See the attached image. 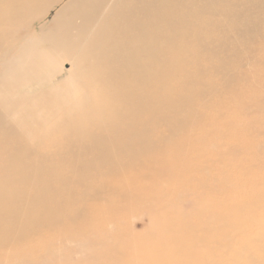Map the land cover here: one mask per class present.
<instances>
[{"label": "bare ground", "instance_id": "obj_1", "mask_svg": "<svg viewBox=\"0 0 264 264\" xmlns=\"http://www.w3.org/2000/svg\"><path fill=\"white\" fill-rule=\"evenodd\" d=\"M261 34L264 0H0V264H217L134 242L178 239L186 212L169 200L197 207L229 185L220 175L235 160H222L235 141L218 150L200 132L217 124L201 101L237 80L217 49ZM112 195L140 199L150 232L124 236L101 218ZM199 208L204 239L243 227Z\"/></svg>", "mask_w": 264, "mask_h": 264}, {"label": "rangeland", "instance_id": "obj_2", "mask_svg": "<svg viewBox=\"0 0 264 264\" xmlns=\"http://www.w3.org/2000/svg\"><path fill=\"white\" fill-rule=\"evenodd\" d=\"M235 24L239 25L237 21ZM261 36L263 34L255 38V43L249 47L240 46V48H236L235 45L234 49L233 44L230 45L232 42H228V47L222 46L217 49L215 60L225 65L230 74H235L237 80L233 87L228 88V91L223 88L222 82L219 81L215 87L217 91L215 96H207L201 101L209 108L202 115L215 119L217 124L210 129L211 131L207 128L205 130L203 125L197 126L199 129H204L200 132H204V136L208 137L207 139L216 135L214 140L218 150H222L226 145L233 144L235 141V152L233 153L235 158L231 153L222 160L223 162L235 160V167L226 168L220 175L221 180L229 185L223 187L218 192L220 194L206 195L207 198H201V202H196L197 207L196 205L193 207V204L188 201L179 203L175 202V199L169 200L171 208L178 205V209H182L183 213L186 212V215L183 216L187 218H181V223L178 222L174 226L176 231L181 232V237L176 240L167 237L165 240L155 242L151 236H144L141 241L134 242L140 248L143 243L148 244V246L143 247L146 252L171 255L188 249L197 250L199 256L209 257V260H215L217 264H264V61L258 63L251 60L253 57L262 60L260 56L264 53V37ZM230 38L233 41L235 39V42L237 41L236 34ZM204 66H208V63L204 62ZM68 68L69 66L65 65L64 69ZM63 77L64 75H61L57 81L62 80ZM162 129V127L159 128V130ZM205 147L210 148L208 144ZM177 176L176 172L171 183L177 180ZM153 180L155 179L142 181L146 185H153ZM194 184L213 186L208 177L201 178L200 176ZM183 187L179 188L180 191L177 194L182 192L184 195V192L190 189V185ZM139 196L143 199H149V201H153L156 199L155 196L157 197V195ZM133 200H125L112 195L106 212L98 214L101 218L106 217L107 220L114 223L121 221L118 233L120 232L124 236H130L134 232L145 235L150 232L148 217L140 218L143 216L137 210V203L140 199ZM206 201L213 202L211 207L205 205L201 207ZM199 207L208 210V217L211 214L215 217L225 216L227 222L235 221V225L243 227L240 229L220 226L215 228L220 233L234 232L235 236L229 241L223 240L220 234L204 239L202 231H199L200 228L198 230L193 226L206 221L205 216L194 214L193 208ZM131 210L137 212L138 219H134ZM164 210L171 212L167 208ZM183 221H189L192 226H183ZM212 226L215 227L213 224ZM78 228L82 231L80 226ZM224 244L227 247H223ZM78 252L83 256L84 250H78ZM73 255L74 258H77L76 252H73ZM139 258L141 259V257ZM185 264L197 263L190 260Z\"/></svg>", "mask_w": 264, "mask_h": 264}]
</instances>
